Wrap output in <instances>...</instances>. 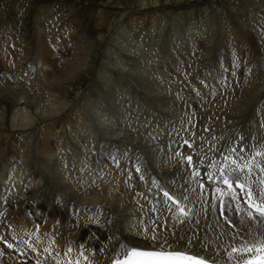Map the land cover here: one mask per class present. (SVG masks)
Returning a JSON list of instances; mask_svg holds the SVG:
<instances>
[{
    "label": "bare ground",
    "instance_id": "bare-ground-1",
    "mask_svg": "<svg viewBox=\"0 0 264 264\" xmlns=\"http://www.w3.org/2000/svg\"><path fill=\"white\" fill-rule=\"evenodd\" d=\"M24 1L26 3V6L28 7L26 11L30 10V12H33V23L39 20H37L38 17L42 18V15L45 11V3H50L51 8L53 7L54 10L52 15H50V29L46 31V35L43 37L44 40L50 42L44 44L47 45V47L43 45L41 48L40 45H38V47L35 45V47L33 48V52L36 53L39 51L41 56L45 55L44 60L46 62V65L49 64L48 70L45 69L47 70L46 72H44L45 74H43L40 70V72L42 73L40 74V76L42 78L38 77L36 80H33L31 82V84L34 85L32 90L33 92L30 91L25 95V98L27 99V106L30 109H33L34 106L38 103L41 104L42 108L40 111L43 121L37 124L36 122L38 121V118L34 117L32 118L31 122L26 121L22 123L16 120L15 122L14 119H16L18 114H20L21 110L19 109L22 108L19 97L21 93L17 91L19 86L15 87L14 85H12L0 88V190L4 187L2 185L5 182L12 181V177L16 176V172H21L22 174L26 175V177L32 176V173L43 174L45 176V182L41 185H34L33 189L30 188L31 190L25 193L24 198H21V196L23 195L20 194L18 200L9 201L10 199H8L7 203L10 204L9 207L11 209L9 208L8 210H6L7 216L9 217L11 215L15 216L17 214H20V211L22 213V208L25 207L24 209L27 210L25 214L29 216L28 213L30 211V214L32 215V218L34 220H37L36 218H40V220L43 221V216L39 214L38 211L40 209L38 207L34 208L32 205L35 202H38L40 205L46 204L47 207H51L52 209L59 208L63 213L66 214L63 201L64 197H69L73 199L77 204L80 203L84 207L92 209L102 206V209L104 208L105 210H110L112 214L115 213V215H112V218L107 220L109 222H107V224H105L103 228H97V226H95L97 220L95 217L91 218L90 216L87 217L82 215L81 213H71L70 221H73V223L76 222V224L72 226L76 227V225L78 224L79 227L86 226V229L81 230L82 233L85 232V234H87L90 230H93L92 232L96 233V230L91 228H97L100 230L99 233L103 234V236H99L100 238L98 240H90L86 242L85 246L87 247L88 254H93L94 252V248L89 247L90 244H93L95 248H100L102 243L107 242V240H105L106 236L109 237V244H111L113 242V239H115L114 237L121 235L124 238H127L130 242L142 246H154L166 239L167 242H170L171 244H173V246L192 244L196 248L207 251L209 253H215L219 255L227 254L228 256L235 259L236 262L242 264H244V258L250 259L251 257L249 256L251 252L233 253L232 248L235 247L239 249L244 245L251 246L253 242L258 244L261 241H264V236L260 235L261 229L258 227V221H256L255 219L249 221L247 219L248 211L243 207V205L236 199H230L229 195H226L229 192V189L214 187V190H212V188L206 185H204L202 189H199L197 182L200 180V177L199 175H194V173H199L196 169V156L186 152V149L184 148H181L179 151H176L175 148L178 146V137H180L181 139L191 140L193 144H196L197 149H202L199 141H193V139L191 138L192 134H190L189 128L193 129V132L196 131L195 133L201 136L200 142L206 138V135L208 136L209 134H212L215 137V139H211L210 145H214V142H216L221 136L224 140L228 141V139L231 138V140L235 142V137L238 136H234L235 127L238 128L239 126V129L241 128L240 125H238V120L240 118H243V116H245L249 120L251 119L250 115L255 117V119H253L254 122H251V124L256 126L257 123V125H259L260 131L263 133L262 135L264 136V90L261 89V85L258 82L259 80L258 78L256 80L255 77L258 76V71L256 72L257 64L260 77H264V28H262L264 25V14H256V18L253 17L254 19L249 20L248 15H246V11L248 9H246L245 6L242 7L241 10L239 8L235 9L233 12L234 14L244 18L243 21H246L247 19L249 20L248 22H246V27V24L243 26H236L233 25V22L231 25L229 23H225L223 20L218 21V23L216 22V24H214V22L211 23V20L206 19V16L204 14L206 10L199 8L197 11L199 13H203V16L205 17L201 18L202 23L208 21V28L206 29L205 37L202 39L199 36H195L192 38V30L189 32L186 31L187 29L182 31V38L178 37L177 30L172 32V36H174L176 43L177 41L179 42L177 44L175 43L173 46H171L172 44L170 46L168 44L167 46L169 47H166V53L169 56V58L167 59H169V61H165L166 63H164V67L168 71H166V77L164 76L165 81H157L159 85V92L157 91L158 93H153L158 86L155 87L153 92H145L147 95L146 97L149 98L150 96L152 97L155 95V98L152 97L155 101H153L152 99H150V101L155 103L156 107L158 106L157 108L159 109V111L160 109L163 110V112L165 113L164 115L170 116L171 120H169V117H167V120L168 123L169 121H171V126L174 125L176 127L178 126L179 128H177L178 130L174 131V134L176 133V135H172V139H164L165 141H167V143H169V147L170 145L172 146L174 152L168 151L167 156L166 154H163L164 151H161L159 153L155 152L157 153V155L154 154L156 156L155 158L153 157L158 163L161 162L162 164H169V166L167 165L168 167H158L165 172L169 170H175L176 172L178 170L177 168L180 169L179 175L178 171L176 173L178 176L174 175L176 183L180 185L178 188L176 187V189L181 191L182 194L186 195L187 204L185 208L191 209V212L187 220H185L183 223H178L177 220H173L169 217L170 213L168 211L160 208L159 206H156L153 203V200L149 199V197L142 192L143 190L132 184V180L128 176H124L123 174L125 173H120L118 169H111L107 167L104 169L105 173L103 177H96L93 173L88 172L89 166H93V159H91L90 156L88 159H82L78 157L76 155L77 152H75L71 148V152L67 154V158L65 161L62 159V161H60L59 157L56 158L54 156V152L55 149L60 148L58 146H62V140L59 135L50 130L49 124L60 125L61 122H66V124H68L69 122L72 123V120H69L66 117L67 115L65 117H61L59 114L61 109H57V112L54 113L55 115L52 116L53 114L51 115L50 112V110L52 109L48 110L49 107L46 106V100H49L46 99V96H50L54 92L55 94H53V98H57L59 96L62 99L64 98L63 100H67V108L69 109L70 115L79 114V112L82 111V108L80 109L79 105L80 102L78 101V99H81L80 94L82 95V92H90L91 86H89V79L101 76L103 71L102 67L100 68V66L99 68H95L93 61H91L93 60L92 57L98 55L99 52L102 53V44L107 41L109 36L108 32H110L109 30L112 27H114L115 23L119 21L124 24L123 27L119 30H122L125 35H133L134 33H139V35H137V38L141 40L146 38L148 36V33H150V37L148 36V40L151 41L155 37L157 39L156 35L160 34L161 30H158L159 26L160 28H163L161 26H163L162 23L165 21L166 17H164L163 10L165 11L166 8L170 9L167 10L170 11V13L174 11L178 15L184 13L183 17L181 16L183 19V24L186 21L191 22V20L189 19L192 16L191 11L186 12L187 10L184 9H182V11H176L180 8H184L183 6L188 3V0H156L155 4L158 5L156 7L162 5V7L159 9L154 8V4H152V6L149 5L146 0H82L83 3L72 2L69 4L63 3L61 1L59 2L58 0ZM36 1L40 2L41 10H38L37 8H35L36 10H34L32 8V4ZM126 1L133 6L138 4L140 5V7L142 5V7L137 10H132L131 8L133 7L131 6V8H127V10H125L124 12L122 10L117 11L119 6L125 4ZM160 2H162V4H160ZM36 4L37 3H35V6ZM66 5L71 6L70 9L72 7H75L77 13L81 12L77 10V6H83L87 8V12H90L89 17H86V19L89 20L90 32L86 33L87 35L85 36V38H83L85 40H81L78 38L79 43H76L78 47H75V44H73V51L70 55L67 54L69 52L66 53L63 49L57 48V46H55L54 44V42L60 38L66 40L67 42H74L77 39L76 37H78L76 23L70 20V16L63 14V11L65 10L64 6ZM7 11H9V9H7ZM48 11L50 10H47V12ZM69 13H72V11ZM10 14L12 13L10 12ZM24 15L26 16V14ZM193 18V21L196 22L197 20L195 19V17ZM147 19L148 21H146ZM77 20L79 21V19ZM214 20L212 19V21ZM0 22L2 24L5 23L2 20V16L0 17ZM39 22L42 21L39 20ZM39 22L38 26L35 25L37 22L34 24L37 28H39L40 26ZM257 22L262 23V27H258ZM2 24L0 25V39L5 38L7 40H15V34L11 30L6 28V25L4 33H2L1 29L4 25ZM127 25H130L131 29L127 27ZM171 25L173 26V24ZM142 26H147L146 31H144L145 28H143L142 30ZM186 26L187 24L183 26V29L187 28ZM156 30H158L159 32L157 31L156 33ZM197 30L199 29L197 28ZM186 32L188 34H186ZM106 33L107 39H105ZM118 35H120V33ZM169 36L170 35H168V38ZM151 37L152 39H150ZM121 38L123 39L122 36ZM247 39L249 40L246 42ZM80 40L82 43H80ZM185 40L188 43L186 46L182 44V42ZM213 40V44H210V42ZM149 43L151 44V42H148L146 44ZM21 44L25 45L24 42H21ZM241 44H248L250 46L247 49L251 50V52H248V56L245 57L246 59L244 64L248 67L252 66V68L250 70V73L244 74L243 72H238L237 70H235L238 68L234 67L232 69V73L234 77H236V80H234V77L232 78L231 75L226 76V62L224 61V56L222 55L224 53V50H226L230 53H233L234 56H237L242 52ZM69 47L71 48V46ZM40 48L43 50V52L42 50L40 51ZM33 49L31 48V50ZM127 51L130 53L131 50L127 49ZM33 52L29 50L28 52H26V54L30 55ZM4 53L7 57L10 56L7 50H5ZM199 53H201V56H199ZM52 54L54 55V59L52 58ZM125 54L128 55V53L126 52ZM212 54L213 58L209 57ZM259 55H261V60H259ZM237 59L238 61H241L240 63H243L244 61L243 57ZM50 60H52V62H50ZM259 61H262V63H260ZM208 63L209 65H207L204 69L207 70L209 68L208 77L209 75L213 77L220 76V82L218 84L216 82H210L208 78H204L202 80V84L199 87L195 88L196 95L186 93L180 87H178L176 84L178 83L177 80L181 79L182 76L179 77V74L177 73L176 75H173V72L169 71V68L175 67L180 71L183 70V74H185L183 76L186 77L187 71L193 70L196 72L198 70H201ZM0 69H2L1 54ZM156 73L159 75V78L163 76H161L160 72ZM235 82L237 84H235ZM20 88H22V86ZM43 90L44 92L42 93ZM50 98L52 97L50 96ZM4 100L5 102H2ZM122 110H124L123 106H121V111ZM128 111H131L130 107H127L124 112ZM81 115L82 114L80 113V116ZM121 115H123V112L121 113ZM126 115L131 117V115L127 113ZM22 118L24 117L22 116ZM60 118H62L63 121ZM65 118L67 121L65 120ZM8 119H13L12 121H10V128H3L4 126L1 125L9 121ZM117 121L118 126L122 125L118 129H122L127 125V123L123 124L118 119ZM221 125V129L218 130ZM72 127L77 130V127H75L74 125H72ZM182 128H187V130ZM241 129V132L247 134L246 129L243 131ZM7 139L9 140L7 141ZM124 145L125 143L120 142L117 144L119 152L118 159L121 161H123V159L125 158ZM254 145L257 147V150H259L258 147L260 146H257L256 143H254ZM232 147L233 145L230 144L231 149ZM235 148L237 150L238 147ZM244 148L245 150L242 151L243 154H241V158L243 160H245L247 157H250L255 149L254 146L252 151L251 148H248L247 146L243 147V149ZM246 149H248L249 152ZM169 153H176L175 157L179 156V162L176 164H172V161L175 158L173 159L171 157L172 154ZM212 153L211 155L213 157L214 155ZM71 156L74 157L71 158ZM188 157H191V163H189L187 159ZM261 157L263 156L258 157V161L264 159ZM214 159L217 160V157L215 156ZM223 159H225V156H223ZM78 160L82 162L84 160L83 163H85L88 168H83L82 162L79 163ZM17 161H21L22 165H17ZM102 162L106 163L105 160ZM259 164L261 165L260 162ZM184 167L186 169H184ZM9 172L11 173L6 179ZM185 174L187 176L185 177L186 185L185 187H183L184 185H181L179 183V180L181 181L183 179L182 176ZM110 179H114L112 191L105 186V181L108 180L111 182ZM4 180L6 181L4 182ZM50 180H52V182ZM7 185L8 183H6L5 187ZM25 185L27 184L25 183ZM13 186L14 185H12V187ZM54 190H59L61 193H63L64 196L61 199L58 198L51 204L49 202L46 203V201H49V199L52 201L54 200V197H52V192H54ZM213 196L215 197V201L212 200ZM220 198L223 199L224 205H226V207L224 208V217L218 216L217 213L216 199ZM14 205L17 206L15 210L12 209ZM197 208H201L204 212L195 211ZM154 213H156V217H153ZM25 214L22 213L20 219L11 216V223L16 230H19V228H21L26 229L27 231L30 222H28V219H23V217H25ZM180 219H183V217H180ZM227 222L229 223L226 224ZM32 227H36V230L30 231V238H26V240L31 241L33 244L43 242L47 248L52 250L54 249L55 253L59 252V249L56 247L54 241H51V239H49V235L52 233V230L47 221L43 222L42 225L39 224V227L34 224ZM67 229L73 232L71 226L70 228L68 226ZM145 229H147L146 235ZM154 229L155 231H153ZM137 232H139V234H137ZM83 235L84 234H81L79 237L83 239L85 237ZM153 236L156 237L155 240L152 239ZM90 237L92 236L90 235ZM20 238L21 237L16 233L14 239L20 240ZM189 241H191V243H189ZM252 252L255 254L261 251H257L254 248ZM11 259L13 258H7L3 256L0 260V264H18L17 259L14 258L15 263H11Z\"/></svg>",
    "mask_w": 264,
    "mask_h": 264
},
{
    "label": "rangeland",
    "instance_id": "rangeland-1",
    "mask_svg": "<svg viewBox=\"0 0 264 264\" xmlns=\"http://www.w3.org/2000/svg\"><path fill=\"white\" fill-rule=\"evenodd\" d=\"M55 1H57V0H55ZM58 1L59 2L61 1V2L66 3V4H69V3H72V2L83 3L82 0H58ZM79 1H81V2H79ZM155 1L156 0H153V1L152 0H148V1L146 0V2L149 3V5L152 6V4H154L153 5V6H155L154 8H156V9L161 8L162 5H159V7H156L158 5L155 4ZM181 1H183V0H181ZM187 2L188 3H186L183 6L184 8H180L179 10H176V11H180V10L182 11V9L187 10L186 12L191 11L192 12V16H191V18H189L191 20V22H187L186 21L183 24L182 17H183L184 13H181L180 15L175 13V11L170 13V11H167V10H170V9L166 8L165 11L163 10L164 17L166 16L165 17V21L162 23L163 26H161L163 28H160V26H159V29H158V30H161L162 33L160 32L159 35H156L157 39H156L155 36H154L155 38L152 39V37H153L152 36L150 38V39H152L151 41L148 40V36L150 35V33H148V36L146 38L141 40V39L137 38L138 37L137 35H139V33H137V34L134 33L133 35L129 34L130 35L129 36L127 34L125 35L122 30H119L124 25L121 22L118 21V22L115 23V25L113 24L114 27H112L109 30L111 33L108 32V34H109L108 39L106 38L107 33L105 34V39H107V41L102 44V50H103L102 53L99 52V54H98L99 56L96 55V56L92 57L93 60H91V61H93V64L95 65V68H99V66H100V68L102 67L103 71H102V75L101 76H99L97 78L95 77V78H90L89 79L88 82L90 84L89 86H91L90 87L91 91L90 92H84V93L82 92V95L80 94L81 99H78V101L80 102L79 105H80V109L82 108L81 109L82 111H80L79 114L70 115L69 109L67 108L68 107L67 106V100L65 101V100H63L64 98L62 99L59 96L57 98H53L54 97L53 94H55L54 92H53V94L50 95L52 98H50V96H46V99H49V100H46L47 101L46 102V104H47L46 106L49 107L48 110L52 109V110H50L51 115L53 114L52 116L55 115L54 113L57 112V109H61V111L59 112L60 116L61 117H65L67 115L66 117L69 120H72V123L69 122L68 124H66V122H61L60 125L49 124L50 130L52 132H54L55 134L59 135L61 140H62V146H58L60 148L59 149H55L54 156L56 158L59 157L60 161H62V160L65 161L66 158H67V154H69V152H71V150H70V148H71L75 152H77L76 155L78 157H80L82 159H85V158L88 159L89 158V147H88V145H90L92 149H95V151L98 149L99 146L97 144L95 145V141H96V138L99 135H97L93 131L89 132L88 129H86V127L83 124L84 123V115L88 119H90V120H92V121H94L96 123H100V124L106 123L107 125H110V123L113 122L114 124L118 125L117 119L120 120V122H122L123 124L127 123V125L124 126L122 129H117L118 131L115 130V131H117L116 133H111V132L106 131L105 132L106 135L107 136L110 135L109 137H112V138H115V137L119 138V139H117V141L120 142V143H135V144L137 143L139 146H142V147L146 148L150 153L152 151L153 155L151 154L152 155L151 157L155 158L157 153H159L161 151H164L163 154L164 155L166 154V156L168 154V151L174 152V149L172 148V146L170 145V147H169V143H167V141H165L164 139L166 138V140H167L166 134H169V136L176 135V133L174 134V131L178 130L179 128H178V126L176 127L174 125H172L173 126L172 127L171 124H170L171 121H169V123H168V120H167V117H169V120H171L170 116L164 115L165 113L163 112V110L160 109V111H159V109L157 108L158 106L156 107V104L153 103L152 101H150V99L155 101L153 99V98H155L154 97L155 95L152 96L153 98L151 96L149 98V97H146L147 95L145 93V92L150 93V91L153 92L156 86H158V87H156L155 92H153V93H158L159 92V90H158L159 89L158 82H160V81L162 82L164 80V76L166 74L165 73L166 71L163 72V70H164L163 66H165L164 63L169 61V59H167V58H169V56L166 53V47H169L171 44H172L171 46H173L176 43L174 36H172V32L177 30L178 37L182 38L183 37L182 31L187 29L186 31H189V32L192 30V38L195 37V36H199L201 39L204 38L205 37V33H206V29L208 28V21H205V23H202L201 18H205V17L203 16V13H199L197 11L199 8L206 10L204 14L206 16V19L211 20V23L214 22V24H216V22L218 23V21L223 20L225 23H227V24L229 23L231 25H232V22H233V25H236V26H243V25L246 24V27H247V23L246 22H248L251 19L256 18V14L257 15L262 14V13L264 14V0H259V1L258 0H221V1L220 0H188ZM35 3H37L38 5L36 4V6H35ZM256 3H258V4H256ZM160 4H162V2H160ZM246 5L248 6V8H247ZM131 6L133 8H131ZM198 6H200V7H198ZM244 6L246 7V9H248L246 11L247 12L246 15H248V17H249L248 19L249 20L247 19L246 21H243L244 18L240 17L239 15L237 16L236 14L233 13L235 9L239 8L241 10V8L244 7ZM40 7H41V4L38 1H36V2H34L32 4V8L34 10H36L35 8H37L38 10H41ZM64 7H65V10L63 11L64 12L63 14H66V15L70 16L71 17L70 20H72V22L76 23V25H77L78 37H76L77 39L74 42H67L66 40L60 38V39H57V41H55L54 44H55V46H57V48L63 49L66 53L69 52L67 54L70 55L72 53V51H73L72 50V45L75 44V47H78L77 46V44L79 43L78 38L81 39V40H85L83 38H85V36L87 35L86 33L90 32V30H89V26H90L89 25V20L86 19V17H89L90 12H87V8H85L83 6H81V7L77 6V10L81 11L79 13H77L75 7H72L71 9H70L71 6H68V5H66ZM141 7H142V5H141ZM141 7L138 4L133 6L132 4H129L126 1L125 4H122V5L119 6L117 11L122 10L124 12L125 10H127V8H131L132 10H137V9H140ZM190 7H191V9H190ZM204 7H206V8H204ZM44 8H45V11H44V13L42 15V18L38 17V15H37V17H38L37 20L39 19L42 22H39V20H38V21H36L37 23L36 22L33 23V19H34V17H32L33 16L32 15L33 12L32 11L30 12V10L26 11V9H28V7L26 6V3H25L24 0H9V1L8 0H0V12H1L0 17L2 16V20L5 22V23H3L4 25L0 22V25L1 24L3 25L2 26L3 28L1 29L2 33H4L5 25H6V28L11 30L16 36L15 40H7L5 38L4 39H0V54H1V66H2V69H0V88L6 87V86H12V85H14L15 87L19 86L17 91H19V93H21V95L19 97H20V103H21V107L22 108L19 109V110H21L20 114H18V116L16 117V119H14V121L16 120V121H19V122H22V123H24L26 121L27 122H31L32 118H34V117L38 118V121L36 122L37 124H39V122L43 121V118L41 116V111H40L41 108H42L41 104L38 103L37 105L34 106L33 109H30L27 106V103H26L27 99L25 98V95H26V93H28V92L33 90V86L34 85L31 84V82L33 80H36L38 77H41L40 74H42V73L45 74L44 72H46L48 70V67H49V64L46 65V62L44 60L45 59V55L44 54H43L44 56H41L39 51L36 52V53L33 52L34 51L33 48L35 47V45L37 47H38V45H40L41 48H42V46L45 43L47 44V43L50 42V41L44 40L43 37L46 35V31L48 29H50V15H52L54 10H53V7L51 8V4L50 3H45ZM7 9H9V11H7ZM47 10H50V11L47 12ZM70 10L72 11V13H69V12H71ZM10 12L12 14H10ZM253 13H255V14H253ZM24 14H26V16ZM44 14H46V15H44ZM86 14H88V15H86ZM26 17H27V19H26ZM193 17H195V19L197 20L196 21L197 23L193 21L194 20ZM77 19H79L80 22ZM212 19L213 20L215 19V20L212 21ZM225 19H227V20H225ZM146 21H148V19ZM173 21H175V22H173ZM38 22H39V25H40L39 28L36 27V26H38ZM16 24H17V26H16ZM171 24H173V26ZM182 24H183V26L185 24H187V26H186L187 28L183 29ZM160 25H161V23H160ZM262 25H263L262 23L257 22V26L258 27H262ZM85 26H87V27H85ZM213 26H215V25H213ZM127 27L130 28V25H127ZM146 27L142 26V30H143V28H145L144 31H146ZM169 27H170V29H169ZM171 27L172 28L174 27V28L172 29ZM197 28L199 30H197ZM262 28H264V25H263ZM158 30H156V33H157ZM121 31H122V33H121ZM119 33H120V35H118ZM184 33H185V31H184ZM186 34H188V33L186 32ZM168 35H170L169 38H168ZM121 36L123 37V39L121 38ZM163 36L165 38H167V39H165ZM158 37H159V39H158ZM109 39H111V40H109ZM77 40H78V42H77ZM81 40H80V43H82ZM145 40H146V42H145ZM248 40L249 39H247L246 42ZM9 41H10V43H13V45L9 46L8 45ZM142 41H143V43H142ZM21 42L22 43L24 42L25 45H22ZM26 42H27L28 45L26 44ZM148 42H151V44L150 43L146 44ZM178 42L179 41H177V43ZM211 42H210V44H213L214 40L211 41ZM263 42H264V40H263ZM52 43H51V45H52ZM64 44H65V46H64ZM168 44H169V46H167ZM182 44L184 46H186L188 43L185 40V41L182 42ZM162 45H165V46H162ZM44 46L47 47V45H44ZM69 46H71V48ZM241 47H242V50H243V48L247 49L250 46L248 44H245V45L241 44ZM31 48L33 50H31ZM41 48H40V51L42 50ZM28 49L30 51H32L33 53L30 54V55L26 54V52L29 51ZM127 49L131 50L130 53L128 52L129 50L127 51ZM133 49H134V51H133ZM5 50H7L8 52H11L13 55H10L9 57H7L5 55V53H4ZM239 50H241V49H239ZM247 50H248V52H251V50H249V49H247ZM174 51H176V50H174ZM42 52H43V50H42ZM125 52L128 53V55L125 54ZM156 52H158V53H156ZM53 54H52V58L54 59V55ZM135 54H136V56H135ZM138 56L139 57L141 56V57L139 58ZM199 56H201V53H199ZM203 56H205V55H203ZM207 56H209V55H207ZM260 56L261 55H259V57ZM130 57H132V58H130ZM209 57L213 58V54L211 56H209ZM263 58H264V56H263ZM259 60H261V57H260ZM35 61H36V64L38 66L34 65ZM50 62H52V60H50ZM259 62L262 63V61H259ZM24 63H29L30 64V68H28V69H26L27 67L20 68L21 65L24 64ZM54 63H55V61H54ZM207 65H209V63L206 64L202 69H205ZM45 69H47V70H45ZM263 69H264V67H263ZM40 70L42 71V73L40 72ZM156 72H160L161 76L163 75L161 77L162 79L158 77L159 75ZM256 72L258 73L257 74L258 76H255L256 80L258 78V80H259L258 82L261 85V89L264 90V77L261 78L260 75H259L258 64H257ZM115 84H117V85H115ZM154 84H155V86H154ZM235 84H237V83L235 82ZM21 86H22V88H20ZM39 90H41V89H39ZM132 91L135 92L134 93L135 95L131 94ZM43 92H44V90L42 91V93ZM2 102H5V100L2 101ZM145 105H148L151 108L153 107L155 112L152 111V110L150 111L149 109L145 108ZM102 106L106 107L105 108V112H104L103 109H100V108H102ZM107 106H109V109H110V111H111V113L113 114L114 117L111 116L112 118H109L107 116V113L109 111ZM121 106H123V109H124L122 111H121ZM65 107H66L67 110L65 109ZM125 107L126 108L130 107L132 112L131 111L124 112L125 109H126ZM122 112H123V115H121ZM80 113L82 114L81 116H80ZM126 113L131 115V117L127 116ZM248 113H249V110H248ZM27 114H28V116H27ZM21 115L24 118H22ZM250 117H251V119H249V120L245 116H243V118H240L238 120L239 125H240L241 128L242 127H247V122L250 123V124H251V122H254L253 119H255V117L251 116V115H250ZM155 118L159 119V120H162L164 126L167 127L168 129H166V131H162L161 132L160 130L162 128H160V127L154 128L156 126V123H157ZM60 119L62 120V118H60ZM12 120L13 119L5 122L1 126H4L3 128H10V121H12ZM65 120H66V118H65ZM62 123H63V125H62ZM72 125L77 127V130H75V128H73ZM168 125L171 126V127H169ZM121 126L122 125H119V127H121ZM148 127L154 128L155 131H152V130L149 131L150 128H148ZM182 129H186L187 130V128H182ZM240 129L235 127L234 136L238 135V132H240ZM82 130L85 131L86 137L90 138L91 142H88L87 138L84 136V134H82V132H81ZM189 130H190L189 131L190 134L194 133L193 129L189 128ZM17 131H18V129H17ZM77 131H78V133H77ZM257 131H259V130H257ZM246 132H247V134H250L252 139H253V144L251 143V145H252L251 151L253 149V146L255 148L254 151L257 150V147L254 145V143H256L257 146H261L260 144L255 142V138L258 137V136H256L257 132L254 133L253 131H247V130H246ZM106 135H104V137ZM191 137H192V135H191ZM168 138H170V137H168ZM8 140L9 139H7V141ZM65 141H67V142H65ZM66 146H67L68 151L64 152ZM211 146L215 147V145H211ZM79 147L80 148L82 147L81 150L79 149ZM263 148H264V145H263ZM17 149H18V147H17ZM244 150H245V148L243 149V151ZM246 150L249 152L248 149H246ZM155 152H157V153H155ZM186 152H188V151L186 150ZM154 154H156V155H154ZM169 154L173 155V153H169ZM262 154H264V152H262ZM7 155H10V154H7ZM174 155L176 156V153H174ZM262 156H264V155H262ZM261 158H264V157H261ZM178 162H179V156L175 157V159L172 161V164L173 163L176 164ZM259 162L263 166L264 159H262L261 161L259 160ZM262 162H263V164H262ZM159 163L161 164V167H162V163L161 162H159ZM18 164H19V166L22 165L21 161H17V165ZM167 165L169 166V164L163 163V167L162 168H164V166H167ZM177 169H178L177 171H178V175H179V170L180 169L179 168H177ZM184 169H186V168L184 167ZM177 171L175 172V170H172V171L169 170V171L165 172V174L167 175L166 179H169L170 182L174 181V183L172 185L176 186L178 188L180 185L176 183V181H175L176 179H175V176H174V175L178 176L176 174ZM12 172H16V171H12ZM171 175H172V177H171ZM185 177H187L186 174L182 176V178H185ZM14 179H16V181L19 183L20 180H22V179L25 180L26 179V175L22 174L21 172H16V176L12 177V180H14ZM50 181L52 182V180H50ZM113 184H114L113 180H111V182L108 181V180L105 181L106 188L108 187L109 189H111V191H112ZM5 185H6V183L3 184L2 186L5 187ZM34 185H36V183L31 184L29 182L25 186L26 187L25 190H18L17 187H16L17 185H14L13 187H12V185H9V186L7 185L5 188L4 187L1 188V190H0V197H1L0 198V202H1L0 205L2 203H5L6 201H8V199H10L9 201L18 200L19 199L18 197H19L20 194L23 195V196H21V198H24L25 193L30 191L31 189H33ZM37 185H41V184H37ZM16 196H17V198H16ZM46 207H47L46 204H44V205L42 204L38 208L39 209L40 208L43 209V208H46ZM56 210L59 213H63L59 208H56ZM28 214H29V217L31 218V220H34L32 218V215L30 214V211H29ZM36 219L37 220H34V221H36L35 223H33L34 225L39 227V224H41V225L43 224V222L40 220V218H36ZM68 222H71L70 218L68 219ZM228 223L229 222H227L226 224H228ZM75 224H76V222L70 224L69 228H70V226L72 227L74 235L80 236L81 234H84L83 236H85V237L83 239L86 242L90 241V240L91 241L98 240L101 236H103L102 233H99L100 230L97 229V228H91V229H96V233L90 232L91 230L87 234H85V232L82 233L81 230L82 229H86L85 228L86 226L85 227H83V226L79 227V224L76 225V227L72 226V225H75ZM229 226H230V224H229ZM91 233H94L95 235L91 234ZM90 235L92 237H90ZM14 238H15V235H14ZM92 238H95V239H92ZM23 240H24L23 238H20V240H17V241L19 243H22ZM30 244H31L32 248L36 249L37 255L38 254H42V253H44V254L55 253L54 249L52 250V249L47 248L46 245L43 242L42 243L33 244L31 241L25 239L23 246L26 248ZM43 247H45V249H47V251H41V249ZM48 250H49V252H48ZM12 262L15 263L14 259H11V263Z\"/></svg>",
    "mask_w": 264,
    "mask_h": 264
},
{
    "label": "snow or ice",
    "instance_id": "snow-or-ice-1",
    "mask_svg": "<svg viewBox=\"0 0 264 264\" xmlns=\"http://www.w3.org/2000/svg\"><path fill=\"white\" fill-rule=\"evenodd\" d=\"M233 151H235L233 149ZM241 151H243L241 149ZM179 154V153H178ZM257 156H262L264 154L257 152ZM189 163H191V157L187 158ZM225 159H228L225 157ZM234 163V162H233ZM257 167H261L260 164L256 165ZM137 171H140L139 168H137ZM244 168H234V169H227L221 171V179L223 184H225L229 192L226 195H229L231 199L235 200L236 195L233 194V185L235 188L240 190V193L245 196L247 199L245 200V203L248 205L249 211L247 213V219L249 221H252L255 219L258 221V227L261 229L260 235L264 236V192L261 193V195L257 198L258 202L253 201L254 197V190L246 185L245 183L240 182V177L236 175L235 179H232V176L235 173L244 172ZM261 171H264V168H261ZM247 174H251V169L249 168L247 171ZM194 175H199V173H194ZM211 179V177H209ZM155 185V181H153ZM261 183H264V180L261 181ZM201 188H203V185H200ZM164 197V203H168L169 201L171 204L177 206V213L173 215V219L177 220L178 223H183L185 220L188 219L189 214L191 212V209H186L185 207H180L179 201L174 199L172 195L169 194V192L164 191L161 189ZM184 199H187L185 197ZM219 207L221 211V215H223V210L226 207L224 205L223 200H220ZM180 217H183V219H180ZM251 226V225H249ZM155 231V229L153 230ZM147 233V229H145V235ZM139 234V232H137ZM238 234V233H237ZM153 240L156 239L155 236L152 237ZM191 243V241H189ZM9 248L12 247L11 244L8 245ZM256 249L257 251L264 252V241H261L260 243H255L251 246L244 245L241 248H232L233 253L237 252H252L253 249ZM168 251L164 250V246L161 245L160 249H142L139 246H132L128 244H121L120 251L117 253L118 259H115L113 261V264H209L208 261H206L204 258H200L197 256H194L187 252H182L179 250H171V246H169ZM47 251V249H45ZM69 252L71 249L68 250ZM103 251V249H101ZM245 264H250V262L245 261Z\"/></svg>",
    "mask_w": 264,
    "mask_h": 264
}]
</instances>
